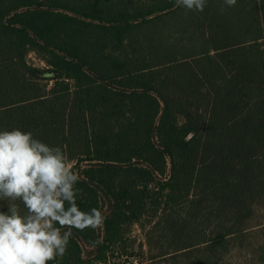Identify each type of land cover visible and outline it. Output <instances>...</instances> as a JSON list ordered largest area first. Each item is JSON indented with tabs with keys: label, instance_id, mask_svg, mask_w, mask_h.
<instances>
[{
	"label": "trees",
	"instance_id": "1",
	"mask_svg": "<svg viewBox=\"0 0 264 264\" xmlns=\"http://www.w3.org/2000/svg\"><path fill=\"white\" fill-rule=\"evenodd\" d=\"M13 129L60 147L104 217L49 264H136L135 226L151 260L264 264V0H0Z\"/></svg>",
	"mask_w": 264,
	"mask_h": 264
},
{
	"label": "clouds",
	"instance_id": "2",
	"mask_svg": "<svg viewBox=\"0 0 264 264\" xmlns=\"http://www.w3.org/2000/svg\"><path fill=\"white\" fill-rule=\"evenodd\" d=\"M206 2L176 0L177 6L200 12ZM236 2L224 0L227 6ZM77 182L60 147L20 129L0 131V200L10 201L8 212L0 211V264H49L65 255L72 228L102 225L100 210L85 212L77 205Z\"/></svg>",
	"mask_w": 264,
	"mask_h": 264
},
{
	"label": "rangeland",
	"instance_id": "3",
	"mask_svg": "<svg viewBox=\"0 0 264 264\" xmlns=\"http://www.w3.org/2000/svg\"><path fill=\"white\" fill-rule=\"evenodd\" d=\"M28 59L31 63L35 65H41L42 63L38 61V59L33 55L32 53L29 54ZM257 218L261 219V221H264V210L262 208H259L257 210ZM100 227V226H99ZM131 237L135 240V246H138L140 243H143V246L141 249L138 247L136 248V256L134 255V258H136V264H169L167 261H164V259L161 260H151L147 254V246L144 244V238L142 232L138 229V227H133V230L131 232ZM253 243L261 244L264 242V234L257 232V236L252 240ZM91 249L89 248H83L84 256H90ZM250 251L249 248L244 250H235L230 255L227 256L226 260L233 264H245L246 260V252ZM121 264V263H120Z\"/></svg>",
	"mask_w": 264,
	"mask_h": 264
}]
</instances>
